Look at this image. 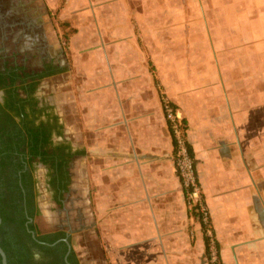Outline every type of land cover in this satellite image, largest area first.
I'll return each instance as SVG.
<instances>
[{"label":"crops","instance_id":"obj_1","mask_svg":"<svg viewBox=\"0 0 264 264\" xmlns=\"http://www.w3.org/2000/svg\"><path fill=\"white\" fill-rule=\"evenodd\" d=\"M85 7L97 32L78 34L76 175L94 264H209L163 99L184 117L222 263L264 264V0Z\"/></svg>","mask_w":264,"mask_h":264},{"label":"flooded vegetation","instance_id":"obj_2","mask_svg":"<svg viewBox=\"0 0 264 264\" xmlns=\"http://www.w3.org/2000/svg\"><path fill=\"white\" fill-rule=\"evenodd\" d=\"M49 63L59 67L45 57L39 69L29 67L26 60L11 61L0 46V248L8 264H82L84 257L74 248L73 228H47L38 217L40 169L46 168L58 201H63L71 171L72 154L57 141L60 123L37 96L41 81L55 74L40 80L31 77L55 70L43 66ZM77 214L79 219L80 209ZM0 264H4L1 253Z\"/></svg>","mask_w":264,"mask_h":264},{"label":"rangeland","instance_id":"obj_3","mask_svg":"<svg viewBox=\"0 0 264 264\" xmlns=\"http://www.w3.org/2000/svg\"><path fill=\"white\" fill-rule=\"evenodd\" d=\"M85 3L89 7L92 0H0V46L7 49L11 61L23 63L26 60L29 67L38 69L39 63L45 57L51 58L63 69L41 81L37 96L50 108V113L57 117L61 125L57 141L66 145L72 154L69 160L71 171L63 201H58L59 195L49 185L51 177L48 176L46 168L40 169L37 201L41 211L38 217L47 228H73V245L77 253L82 254L80 249L84 243L90 254H86L85 258L81 257L82 264H94V255L98 254V250L94 249L96 241L91 225L86 235L83 234V221L81 219V226L78 227L77 214V209L83 215L84 206H92L87 201V195L78 191H83V183L87 190V179L78 182L76 175L77 147L81 146V141L77 138L74 103L79 80L78 69H83L84 62L88 60L82 56L81 47L84 42L83 38H78V34L91 35L97 32V27L93 25L92 12L86 9ZM64 110L68 116L63 114ZM209 225L212 229L211 220ZM79 228L81 237L84 236L85 240H78ZM210 237L215 239L213 232ZM214 241L216 245V240ZM218 263L223 264L220 256Z\"/></svg>","mask_w":264,"mask_h":264},{"label":"built area","instance_id":"obj_4","mask_svg":"<svg viewBox=\"0 0 264 264\" xmlns=\"http://www.w3.org/2000/svg\"><path fill=\"white\" fill-rule=\"evenodd\" d=\"M163 106L165 117L175 137L176 166L186 193L185 198L187 207L189 211L197 217L202 230V224L206 227V230H203V232L210 240L207 250L209 264H219L218 249L215 245V239L210 237L212 235V229L209 225L211 220L210 211L203 198L202 189L197 178L195 163L188 149V138L184 125V117L180 109L175 107L167 99H164Z\"/></svg>","mask_w":264,"mask_h":264},{"label":"trees","instance_id":"obj_5","mask_svg":"<svg viewBox=\"0 0 264 264\" xmlns=\"http://www.w3.org/2000/svg\"><path fill=\"white\" fill-rule=\"evenodd\" d=\"M10 67H8L9 69H15V67H13L12 65H9ZM43 66H46V68L47 69H55V70H49V71H44V72H39V73H36V74H33L31 77L32 78H35V77H38L39 78V80L41 79V78H43V77H45V76H49V75H52V74H56V73H59V72H61V71H63V69L61 68V67H56V66H53L52 64H45V65H43ZM16 68H18V67H16ZM19 69H22V70H25L26 68L24 67V66H21V67H19ZM39 69V68H38ZM26 75H29L28 73H26ZM37 84H38V82H37ZM184 123H185V121H184ZM60 127H61V125H60ZM185 129H186V126H185ZM187 130V129H186ZM171 134H172V131H171ZM172 136H173V139H174V145H175V137H174V135L172 134ZM176 148V147H175ZM188 149H189V151H190V155L192 156V158H193V160H194V153H193V151H192V148H191V146H190V144H189V141H188ZM194 163H195V160H194ZM195 168H196V165H195ZM196 173H197V169H196ZM197 178H198V173H197ZM198 181H199V179H198ZM202 226H203V230L205 231L206 230V227H205V225L204 224H202ZM209 244H210V240H209V237H207V235H206V245H207V250H208V248H209ZM216 247H217V249H218V256H220L219 255V253H220V251H219V247H218V245L216 244ZM208 252V251H207Z\"/></svg>","mask_w":264,"mask_h":264},{"label":"water","instance_id":"obj_6","mask_svg":"<svg viewBox=\"0 0 264 264\" xmlns=\"http://www.w3.org/2000/svg\"><path fill=\"white\" fill-rule=\"evenodd\" d=\"M0 253L2 254V256H3V261H4V264H8L7 263V260H6V256H5V253H4V251L0 248Z\"/></svg>","mask_w":264,"mask_h":264}]
</instances>
